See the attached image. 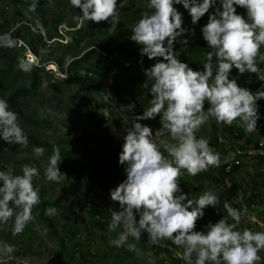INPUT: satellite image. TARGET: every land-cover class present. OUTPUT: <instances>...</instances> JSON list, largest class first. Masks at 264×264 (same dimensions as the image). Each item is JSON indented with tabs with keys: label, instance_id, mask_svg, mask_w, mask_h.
Instances as JSON below:
<instances>
[{
	"label": "clouds",
	"instance_id": "clouds-1",
	"mask_svg": "<svg viewBox=\"0 0 264 264\" xmlns=\"http://www.w3.org/2000/svg\"><path fill=\"white\" fill-rule=\"evenodd\" d=\"M70 4L81 10L82 15L74 17L81 27L89 21L118 22L117 0H70ZM176 5L183 6L193 26L205 15L208 17L201 33L211 50L205 54L203 70H194L182 62L175 50L176 43L185 45L187 37L195 35L194 27H184V14ZM237 7L246 10V15L238 13ZM36 8L33 0L28 10L35 12ZM147 8L149 11L131 29L129 39L140 46L139 63L143 64L145 56L155 61L142 69L147 78L144 87L149 88L147 82L151 81L152 98L142 114L132 116L124 129L118 163L124 167L126 179L110 189V199L119 204L120 210L110 209L108 229L122 228L113 243L117 247L127 245L129 251H134L136 246L128 244V238L140 241L147 233L152 245L168 240L182 248L185 264H262L259 253L264 251V231L239 227L248 215L247 209L233 208L225 201L223 207L233 222L222 218L210 222L206 232L197 231L205 209L215 208L220 198L208 190L189 199L180 180L185 174L195 177L234 158L232 154L222 161L207 138L197 137L201 127L211 120L217 125L237 123L246 133L258 131L257 102L264 99V85L253 92L230 76L235 68L240 75L256 74L264 82V70L259 67L264 63V0H148ZM14 31L15 28L0 34V48L17 46ZM38 66L35 58L22 59L18 65L25 73ZM104 100L115 103L110 92ZM119 107L132 112L135 104ZM101 112L105 120L110 118L109 108H102ZM157 117L161 126L155 130L140 122ZM61 131L66 133L67 129ZM0 139L22 147L29 143L18 113L10 110L4 98H0ZM33 152L41 157L45 149L35 147ZM61 162L60 147L53 145L44 173L48 181L59 183L67 177L59 170ZM22 173L0 171V225L14 218L13 235L24 232L33 219L34 207L41 202L33 184L40 175L39 169L25 164ZM47 212L51 214L55 209ZM14 251L13 245L0 244V253L10 255Z\"/></svg>",
	"mask_w": 264,
	"mask_h": 264
},
{
	"label": "trees",
	"instance_id": "trees-1",
	"mask_svg": "<svg viewBox=\"0 0 264 264\" xmlns=\"http://www.w3.org/2000/svg\"><path fill=\"white\" fill-rule=\"evenodd\" d=\"M51 1L53 0H35L37 8L35 12H32L28 9L33 0H8L9 4L26 11L29 16L38 19L45 28L46 35L43 37L40 34H32L25 25L19 27L15 32V35L21 37L29 51L38 59L39 66L34 67L28 73L22 72L18 67L19 61L24 59L26 53L24 48H0V62L2 64L0 68V98L8 101L10 110L18 113L19 122L27 127L28 130L24 132L28 136L29 146L33 149L35 147H43L45 149L44 154L50 157L53 145L60 147L62 162L59 165V170L67 176L63 182L74 196L78 191L84 190L83 201L85 203L88 201L92 210V214L88 218H85L80 211L73 212L71 210L66 223L60 225L59 219L49 214L47 210L55 209L58 212L66 209V206L61 205L57 200L40 197V204L33 209V218L42 224L45 234L59 245L61 251H64L66 241L71 242V250L65 254L67 258L64 261L65 264H98L99 259L105 256L106 253L102 252L99 256L94 255L93 249L97 239V231L112 234L115 232L108 229L111 221V208L108 205L112 201L110 199V189L115 188L126 179L124 167L118 163V155L123 142V136L119 133L122 119L118 116H110L105 122L104 127H101L103 119L101 109L105 105L112 104L105 101L104 96L107 92H110L115 102L126 105L124 91L130 92L131 89L141 88L145 92L144 94L149 103L152 98L149 92L151 81L147 82L149 88H145V81L137 76L130 77L127 74L129 67L125 63L131 59L137 63L141 60L140 50L134 46V42L127 41L114 44L112 40H108L106 43L98 42L96 39L84 41V37L89 36L92 29L97 27L95 24L91 28L83 27V30L69 31L67 33L69 39L65 46L54 45L53 43L49 45L48 41L59 37L57 28L59 25L64 24L66 12H69L73 18L78 14L82 15L80 9H74L71 6L70 0H54L56 1L55 6L60 8L58 11L50 10ZM176 6L179 7L181 5ZM237 11L242 15H246V10L244 9L237 7ZM133 12L136 15H141L145 11L134 10ZM0 16L3 20L0 23V32L8 31L17 22L21 21L19 19H12V17L5 15L1 11ZM184 17L187 23L192 25L191 18L185 14ZM207 19L208 17L205 15L198 22L195 27L196 35H189L187 37L189 39L187 44H181L175 48L178 51L179 59L182 62L188 63L194 70H203L202 64L205 60V54L211 50L202 39L201 33V27L207 22ZM69 28H75V24L69 25ZM99 50H103L107 54V57L101 56L98 52ZM261 51L264 52V47H262ZM154 62V60H148L145 56L143 57V64H140L148 68ZM46 64H50L49 70L52 71L55 69L54 65H56L67 77L62 81H56L53 87L66 90L70 89L71 86H78L81 89H90L98 92L101 98L100 102H93V117L96 119L94 125L97 130L102 131L108 137V142L103 146H98L89 160L76 158L75 152L66 147L73 142L80 141V138H56L48 142L38 135L39 128H50L53 133L60 132L56 119H49L44 115L35 116L41 103L39 100L41 79L38 74L43 72ZM259 67L264 70V63L260 64ZM81 72L84 74L82 75ZM118 73H120L119 76L116 75ZM109 78L111 79L110 84L107 87H102L101 80ZM230 78H235L241 87L249 88L253 92L264 85V82L256 78V74L245 73L244 75H240L235 68H233ZM29 102L34 103L35 108H33V113L27 110ZM257 104L260 119L257 122L258 131L256 132L246 133L237 123H234L232 126L217 125L215 120H211L210 123L206 124L209 128L207 139L210 142V146L221 154L222 161L231 150L219 143L218 138L220 137H223L231 145L237 146L242 155L241 160L228 172L225 171V163H222L219 168H212L195 177L185 174L183 179L181 178L180 187L188 195L189 199L198 198L207 189L214 187L221 189L216 194L220 198V203L215 208L209 206L205 209L204 218L197 222V231L206 232L208 230L207 225L210 222L215 223L222 218L227 219L229 223L233 222L223 207L225 201L233 208L240 210L247 209L248 215L243 219L247 218L251 220L253 215H255L259 223H262L264 230V144L262 143L264 136V99L258 101ZM207 107L206 103L205 110ZM142 112V108L135 106L132 112H126V116L130 122L132 116L142 114ZM159 120L160 118L157 117L155 120L140 122L148 125H160ZM75 128H80V122ZM65 129L68 130L70 128ZM111 129L114 131L111 132ZM26 148L14 143L8 144L6 141L0 139V164L3 163L6 166L10 163H16L20 168V172L17 175L23 174L22 167L25 164L39 169V162L31 163L25 159H16V155L23 153ZM248 155L253 160V174L251 180L246 184L247 188H244V180L241 178L242 158ZM56 185L57 183L52 182L51 187ZM40 189L41 193H44L45 188L41 187ZM77 203L81 205V198L77 200ZM16 211H19V209H16ZM138 219L139 217L137 216ZM13 223L14 218L7 224L0 225V240L14 246L17 237L21 235L22 238H25L26 233H30L31 229L27 225L22 234L13 235ZM239 227L241 230L243 229L241 225ZM9 233L14 238H11ZM82 234L86 236L87 245L80 242ZM29 244L30 237H27V240L22 243V248L18 249L21 251V256H25L31 251ZM148 245L149 250H156V252H163L168 255L173 264H185L183 259L175 255L177 246L172 244L171 241L165 240L163 243L157 245L150 243ZM121 248L114 247L112 249L116 252L120 251ZM31 253L40 255L35 252ZM259 254L262 257V264H264V251ZM122 260L120 263L130 264L125 257Z\"/></svg>",
	"mask_w": 264,
	"mask_h": 264
},
{
	"label": "rangeland",
	"instance_id": "rangeland-1",
	"mask_svg": "<svg viewBox=\"0 0 264 264\" xmlns=\"http://www.w3.org/2000/svg\"><path fill=\"white\" fill-rule=\"evenodd\" d=\"M55 2L56 1L54 0L51 1L49 8L50 10L58 11L60 8L55 6ZM117 3L118 6L120 5L118 22L110 21L94 23L90 21V24H85V26L91 28V25L95 24L97 27L92 29L89 36L84 37V41H88L89 39H96L98 42L106 43L108 40H112L114 44L130 41L129 36L131 35V29L142 17V14L136 15L133 11H149L147 8L148 0H117ZM176 7L180 12L188 15L187 11L183 8L182 5ZM0 11L5 15L12 17V19L21 20L19 22H27L31 19H36L29 16L26 11L17 8L12 4H9L8 0L0 1ZM64 16L65 22L63 26L65 28L68 29L69 25L74 24L76 28L79 27L78 22L74 20L73 16L69 12H66ZM2 22L3 20L0 16V23ZM184 27L191 29L193 27L195 28L196 25H189L184 17ZM80 30H83V27H81ZM62 32L65 33V31ZM59 36L62 37L60 34ZM62 39L63 41L61 43L54 41L53 44L65 46L69 37L67 35L66 38ZM180 45V43H176L175 48ZM134 46H136L140 50V46L135 42ZM35 61L38 62V59H35ZM45 66H49V64H46ZM127 66L129 67L127 74H129L130 77L137 76L143 81L147 79L142 70L145 68V66L137 63L133 59L127 62ZM1 67L2 64L0 62V68ZM54 67L55 69L53 71L46 70L47 68H43V72L38 74L39 78L41 79V89L39 94V100L41 101V103L37 109V112L35 113V116L44 115L49 119H56L60 127V132L53 133L50 128H39L38 135L40 136V138L45 139L48 142L55 140L56 138H80V141L73 142L66 147L72 152H75L76 158L89 160L98 146H103L108 142V137L105 136L102 131L100 132L99 130H97L94 125L96 119L93 117V102H100L101 98L98 92L92 91L90 89H81L78 86H71L70 89L66 90L53 87L56 81H62L65 78V73L61 71V69L56 65H54ZM81 74L83 75L84 73L81 72ZM116 75L119 76L120 73ZM110 82V78L107 80L103 79L101 80V86L107 87ZM144 93L145 92L141 90V88L131 89L130 92L124 91L126 105L135 104L136 107L139 106L140 108L144 109L149 104ZM120 105L123 104L120 102H115L111 105H108V107L111 113L110 116H118L122 119V126L119 130V133L123 136L125 134L124 129L128 126L127 124L129 123V119L126 116V111H122L120 109ZM33 108H35L34 103L29 102L27 110L29 112L32 111L33 113ZM79 122L80 128L77 129L75 128V126ZM19 124L24 131L28 130L27 127L23 126L20 122ZM64 127L70 129H68L65 133L61 131L62 128L65 129ZM150 127L155 130L158 129L160 125L152 124L150 125ZM113 131L114 130L111 129V132ZM208 134L209 128L206 124L202 126L201 129L197 132L198 137L207 138ZM262 143L264 144V136L262 138ZM16 159H25L30 161L31 163L39 162L40 175L39 177L34 178L33 184L34 187L38 189L40 197L57 200L61 205L66 206V209L51 213L57 219H59L60 225L66 223L67 217L71 210L73 212L80 211L85 218H88L89 215L92 214L89 202L87 201L85 203L83 201L85 193L84 190L78 191L74 196L68 190L63 180L57 183L56 186L51 187L52 182L48 181L44 175L45 169L49 166L50 156L44 154L41 157H36L33 152V148L28 145L23 153L16 155ZM0 171H5L17 175L20 172V168L16 163H10L6 166L1 163ZM252 174L253 160L251 159L250 155H248L242 158L241 178H243L244 180V188H247L246 184L251 180ZM183 176L181 177L182 179ZM192 185L194 186V184ZM41 187L45 188L44 193H41ZM208 190L214 192L215 194H218L221 189L214 187L212 189H207L206 191ZM79 198H81L82 200L81 205L77 203V200ZM108 205L113 210H120V206L112 201ZM240 225L242 226V228L247 227L253 231H264L262 223H259V220H257V217L255 215H253L251 220L247 218L243 219ZM28 227L31 229L30 233H26L25 238H22L21 235L17 237V240H15L14 244L15 251L12 254L5 255L3 253H0V264H36L44 262H51L53 264H65L64 261H66L67 259L65 257V254L71 250V242L66 241L65 249L64 251H61L59 245L45 234L44 227L41 223L37 222L33 218L32 221L28 224ZM120 231H122V228H118L113 234L109 232L97 231V239L93 249L94 255L99 256L100 254H102V252L106 253L105 256L99 259L98 264H123L120 262L123 261L122 259L124 257L130 264H173L171 258L165 253L156 252V250H149L147 234L143 235L142 239L137 242L131 236L128 238V244H135L136 246L134 251H129L127 245L122 246L120 251H113L112 248L117 247L115 246L113 241L118 238ZM9 235L11 236V238H14L11 233H9ZM27 237H30L29 245L31 251L28 252L27 255L21 256L20 250L18 249L22 248V243L27 240ZM80 242L87 245L88 241L84 234H82ZM3 243L4 242L0 240V244ZM160 243H163V241H161ZM31 252L39 253L40 255H35ZM149 253H151V255H149ZM182 253L183 249L177 247L175 255H177L178 258L182 259Z\"/></svg>",
	"mask_w": 264,
	"mask_h": 264
},
{
	"label": "built area",
	"instance_id": "built-area-1",
	"mask_svg": "<svg viewBox=\"0 0 264 264\" xmlns=\"http://www.w3.org/2000/svg\"><path fill=\"white\" fill-rule=\"evenodd\" d=\"M88 23L90 24V21L89 22H87V25H88ZM27 26L28 28H29V30H30V32H32L33 34H40L41 36H43V37H45V35H46V31H45V28L43 27V25L41 24V22L38 20V19H31V20H29V21H27V22H17L13 27H11L8 31H6V32H0V34H3V33H7V32H10L13 28H15L16 30L17 29H19V27H21V26ZM92 26V25H91ZM83 27H88V26H83ZM80 28H81V26H79V27H77L76 28V26H75V28H73V29H70V28H65L63 25H61V26H59L58 27V33L62 36V37H60V38H54V39H52V40H50V41H48V44L50 45L51 43H54V41H57V42H62L63 41V39L62 38H66L67 37V33L69 32V31H72V30H80ZM63 29V30H62ZM62 31H65V33L64 32H62ZM15 32L16 31H14V32H12V36H13V38H18V44H17V46L16 47H21V48H24L25 50H26V53H25V55H24V59L25 60H32L33 58H35V59H37L30 51H29V49H28V47L26 46V44H25V42L21 39V37L18 35V36H16L15 35ZM99 52V54L101 55V56H103V57H107V54L103 51V50H99L98 51ZM23 59V60H24ZM38 63V62H37ZM125 65H127V63H125ZM48 67L49 66H46L45 68H47L48 69ZM46 69V70H47ZM105 107H107V108H109L107 105H105ZM104 107V108H105ZM107 120H108V118H107ZM107 120H105V118L103 117V119H102V122H101V127L103 128L104 127V125H105V122L107 121ZM218 141H219V143L220 144H222V146L223 147H225V148H230V152L225 156V158H227V157H230L232 154H234V158H231V159H229L228 160V163H225V171L226 172H228V171H230L231 169H232V167L235 165V164H237V162L239 161V160H241L240 158H241V155H242V152L239 150V148L237 147V146H233V145H231L228 141H226L223 137H220V138H218ZM224 158V159H225ZM20 253H21V251H20ZM36 264H53V263H51V262H44V263H36Z\"/></svg>",
	"mask_w": 264,
	"mask_h": 264
},
{
	"label": "bare ground",
	"instance_id": "bare-ground-1",
	"mask_svg": "<svg viewBox=\"0 0 264 264\" xmlns=\"http://www.w3.org/2000/svg\"><path fill=\"white\" fill-rule=\"evenodd\" d=\"M49 67H50V64H49ZM49 67H48V69H47V70H49Z\"/></svg>",
	"mask_w": 264,
	"mask_h": 264
},
{
	"label": "crops",
	"instance_id": "crops-1",
	"mask_svg": "<svg viewBox=\"0 0 264 264\" xmlns=\"http://www.w3.org/2000/svg\"><path fill=\"white\" fill-rule=\"evenodd\" d=\"M152 125V124H151ZM154 125H159V124H154ZM150 126V125H149Z\"/></svg>",
	"mask_w": 264,
	"mask_h": 264
}]
</instances>
